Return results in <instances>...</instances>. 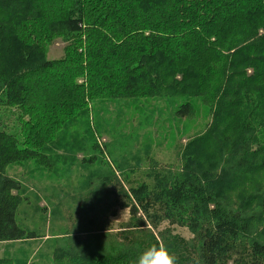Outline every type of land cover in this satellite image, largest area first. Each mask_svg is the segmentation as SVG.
I'll list each match as a JSON object with an SVG mask.
<instances>
[{
  "label": "trees",
  "instance_id": "obj_1",
  "mask_svg": "<svg viewBox=\"0 0 264 264\" xmlns=\"http://www.w3.org/2000/svg\"><path fill=\"white\" fill-rule=\"evenodd\" d=\"M56 38L67 44L49 60ZM161 97L178 120L198 100L212 114L187 147L195 155L184 154L181 172L153 168L151 185L120 186L125 227L97 230L90 219L48 235L52 264H135L158 245L177 264H264V220L249 211L264 177V0H0V243L47 236L17 223L30 179L8 176L9 166L54 170L62 160L54 141L74 123L91 130L96 104ZM5 108L18 111L16 133L2 127ZM164 221L193 238L155 233Z\"/></svg>",
  "mask_w": 264,
  "mask_h": 264
},
{
  "label": "rangeland",
  "instance_id": "obj_2",
  "mask_svg": "<svg viewBox=\"0 0 264 264\" xmlns=\"http://www.w3.org/2000/svg\"><path fill=\"white\" fill-rule=\"evenodd\" d=\"M66 44L61 38L54 39L47 47L46 58L60 59ZM102 103L96 104V111L88 118L91 130L86 129L85 123L78 122L64 131L59 140L56 138L54 142L60 148L54 149V154L60 155L58 160H62L56 163L54 170H36L34 161H22L7 168L8 176L25 185L30 179L25 193L27 201L22 203L16 215L17 223L29 230L40 228L47 236L0 243V259L12 260V264H52L53 240L48 235L61 234L73 227L82 229L90 219L94 220L97 230L115 231L125 227L130 218L129 201L120 186L126 192L142 182L151 185V170L156 167L161 171L178 169L181 172L186 165L184 154L193 156L191 153H196L195 148L189 150L187 147L206 131L213 118L200 100L195 103L193 116L180 120L174 115L173 100L167 97ZM17 116V109L5 108L1 115L2 127L8 132L19 131ZM95 145L99 149L93 150ZM92 157H95L93 162L87 163L86 160ZM31 173H34L32 177ZM260 181L262 187H252L259 191V197L249 211H256L259 220H264L259 210L262 207L260 198L264 195V177ZM33 194L41 199L37 204ZM58 202L63 203L59 209ZM36 207L46 208L43 210L45 215L39 216ZM166 228L185 240L193 238L186 227L165 221L155 233Z\"/></svg>",
  "mask_w": 264,
  "mask_h": 264
},
{
  "label": "clouds",
  "instance_id": "obj_3",
  "mask_svg": "<svg viewBox=\"0 0 264 264\" xmlns=\"http://www.w3.org/2000/svg\"><path fill=\"white\" fill-rule=\"evenodd\" d=\"M135 264H177L176 257L164 245L145 249L135 260Z\"/></svg>",
  "mask_w": 264,
  "mask_h": 264
},
{
  "label": "bare ground",
  "instance_id": "obj_4",
  "mask_svg": "<svg viewBox=\"0 0 264 264\" xmlns=\"http://www.w3.org/2000/svg\"><path fill=\"white\" fill-rule=\"evenodd\" d=\"M18 190V189H17ZM89 205V204H88ZM110 241V240H109ZM246 252V251H245Z\"/></svg>",
  "mask_w": 264,
  "mask_h": 264
}]
</instances>
